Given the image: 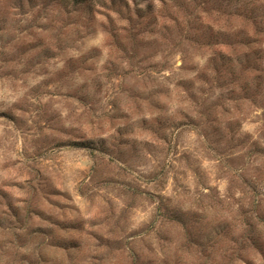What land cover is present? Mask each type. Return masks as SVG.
<instances>
[{
  "label": "rangeland",
  "instance_id": "rangeland-1",
  "mask_svg": "<svg viewBox=\"0 0 264 264\" xmlns=\"http://www.w3.org/2000/svg\"><path fill=\"white\" fill-rule=\"evenodd\" d=\"M0 264H264V0H0Z\"/></svg>",
  "mask_w": 264,
  "mask_h": 264
}]
</instances>
